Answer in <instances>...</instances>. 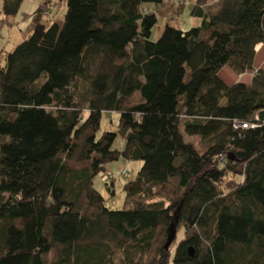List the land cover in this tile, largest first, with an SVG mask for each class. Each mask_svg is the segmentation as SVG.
Instances as JSON below:
<instances>
[{
  "label": "trees",
  "instance_id": "obj_1",
  "mask_svg": "<svg viewBox=\"0 0 264 264\" xmlns=\"http://www.w3.org/2000/svg\"><path fill=\"white\" fill-rule=\"evenodd\" d=\"M174 1L43 0L0 63V264H264V71L222 76L254 71L264 0H192L152 41ZM120 160L141 168L113 211L95 180Z\"/></svg>",
  "mask_w": 264,
  "mask_h": 264
},
{
  "label": "rangeland",
  "instance_id": "obj_2",
  "mask_svg": "<svg viewBox=\"0 0 264 264\" xmlns=\"http://www.w3.org/2000/svg\"><path fill=\"white\" fill-rule=\"evenodd\" d=\"M43 0H23L21 8L16 17L11 19H6L4 12V4L5 0H0V55L2 54V59L0 63L5 62V56L9 53H12L20 44L29 39L31 35V28L33 25V16L36 14L39 6L41 5ZM48 0H45L47 2ZM55 2L56 0H52ZM185 4V7L182 11L179 12L178 5L180 0H176V3H167V5L160 6L158 9L159 14V24L154 28L152 32V41H157L165 27L166 24H171L173 26L178 25L183 30H190L193 27L198 25L197 19L190 16V11L192 9L193 1H184L181 0ZM178 3V4H177ZM43 11L46 10V3L43 6ZM152 9H156L153 7ZM156 9V10H157ZM52 18H45L44 22L47 26L55 23L60 20V18L64 19L65 14L62 13V9L55 10L53 7ZM54 16V17H53ZM58 21L59 23L63 21ZM4 52V53H3ZM109 116H104L102 122V130L103 132H115L117 131V123L119 121V116L114 114L112 115V119L114 121V126L109 122ZM184 122L182 123V131L184 130ZM187 142L193 143L196 148L203 152L207 149V145H204L199 137H189L184 134ZM123 140L121 138L116 142V148H122ZM141 168L140 163H128L124 160H120L109 166V169L114 172L116 175V186H115V197L109 195L105 183H103L102 178L100 176L95 180V188L100 191L105 198L108 200L107 207L110 210L118 211L125 209V194H124V186L126 183L133 181ZM127 169L129 173L128 178L121 177L122 170ZM121 260V255L116 256L115 262L119 264Z\"/></svg>",
  "mask_w": 264,
  "mask_h": 264
},
{
  "label": "crops",
  "instance_id": "obj_3",
  "mask_svg": "<svg viewBox=\"0 0 264 264\" xmlns=\"http://www.w3.org/2000/svg\"><path fill=\"white\" fill-rule=\"evenodd\" d=\"M167 1L169 2L170 0ZM172 3H176V0ZM254 69L264 71V45H260L256 50V56L254 59ZM222 76L230 84L244 83L249 85L252 83L255 73L254 71H251L245 74L238 75L235 74L232 70L225 68L223 70Z\"/></svg>",
  "mask_w": 264,
  "mask_h": 264
},
{
  "label": "built area",
  "instance_id": "obj_4",
  "mask_svg": "<svg viewBox=\"0 0 264 264\" xmlns=\"http://www.w3.org/2000/svg\"><path fill=\"white\" fill-rule=\"evenodd\" d=\"M184 1H189V0H184ZM262 45H264V44H262ZM259 70H256V69H254V72L255 73H257ZM242 128H249L250 126H248V125H246V124H243V125H240ZM254 126H251L250 128H253ZM122 175H124L125 177L126 176H128V173H127V171L126 170H123V172H122ZM114 174L111 172V171H108V172H106L104 175H103V177H102V180H103V182H110V181H112L113 179H114Z\"/></svg>",
  "mask_w": 264,
  "mask_h": 264
},
{
  "label": "water",
  "instance_id": "obj_5",
  "mask_svg": "<svg viewBox=\"0 0 264 264\" xmlns=\"http://www.w3.org/2000/svg\"><path fill=\"white\" fill-rule=\"evenodd\" d=\"M175 236H176V233L173 232V233H172V236H171V237L169 238V240H168L167 248L173 243V241H174V239H175ZM192 254H193V252H192Z\"/></svg>",
  "mask_w": 264,
  "mask_h": 264
}]
</instances>
